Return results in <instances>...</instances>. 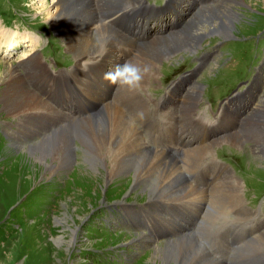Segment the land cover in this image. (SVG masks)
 <instances>
[{
	"label": "rangeland",
	"instance_id": "obj_1",
	"mask_svg": "<svg viewBox=\"0 0 264 264\" xmlns=\"http://www.w3.org/2000/svg\"><path fill=\"white\" fill-rule=\"evenodd\" d=\"M104 1L106 2L99 6L102 9L110 8L111 4L118 3L121 0ZM178 1L182 7L180 8L179 24L176 28L171 29L168 26L159 34L150 32L138 52L131 59H126L122 56L121 50L122 55L119 54V50L116 48L111 49L115 58L105 57L106 63H104L103 59H99L98 61H101L99 66L104 63L106 72H109L117 65L115 60L118 59V56H122L124 61L133 60L134 63L137 62L138 57H141V59L145 58V48L148 49V44L154 39L162 38L168 33L172 34V32L180 31V29L183 30L186 22L193 14H196L199 10L217 6L223 1H225L226 5H231L230 8L237 13V18L233 21L231 36L251 34L264 24V0H236V2L234 0H219L216 3H209L205 6H200L199 4L201 3L196 0ZM54 3L55 0H0V30H9V33L13 34L14 42L22 39L27 40L30 45L21 57H19L20 54L18 52L16 53L17 50L7 54L9 49L4 47L2 52L1 46L0 52L5 57L0 55V76L7 65L15 66L18 71L22 72L19 65L34 52L31 46L35 39H39L38 32L36 30L33 32H17L26 29L22 25L24 21H26L24 23L35 29L44 28L43 32H41L42 35L53 39L57 43V45H53L57 54L66 55V51H68L71 54V60H73L72 69L75 70L74 66L77 57L68 48V43L65 41L64 36L56 33L54 29H49L47 16H44L47 13L46 10L53 11ZM204 29L206 31L208 27L200 28L201 31H204ZM208 36H215L216 40L223 39V37L216 34H208ZM208 36L201 38L198 43ZM187 46L178 48V51L189 50ZM176 52L164 55L158 60L146 62L145 68L149 70L147 73L151 76L158 74L156 62L166 60ZM84 59L85 57L82 59L83 61L80 60L81 63L87 61ZM67 64L71 66V61L67 62ZM153 66L155 68L152 70ZM215 69V65L210 67L208 70L210 76H214ZM262 76L264 77V74ZM204 78H207V75ZM28 80L30 79L28 78ZM84 84L93 93L90 96L94 106L99 105L100 108L101 103L98 94L103 95V88L100 85L96 86L94 81H91L89 85ZM141 84L143 89H145V85ZM204 85L205 80L200 77V79L191 81L189 85L184 86L181 92L175 93L172 101L167 106L166 111H173L171 116L166 114L167 120H172L173 113L174 116H177L178 113L185 111V109L180 108V104L189 91L195 95L191 110H188L191 112L199 99V92ZM30 89L35 92V90H38V86L36 83L31 82ZM117 91L114 90L113 92L116 94ZM261 91L263 93L259 97L251 94L252 100L244 106L243 112L245 114L243 116L237 117L235 113H227L222 125L218 127V131L210 137L211 139L209 138L206 153L203 155V157L208 156L209 152H213L214 148L216 146L219 147L218 145L220 144V146H225L232 153V161H238L240 169L244 172V178L241 176V170L237 173L239 175L235 173L232 175L230 174L231 172L225 174L223 179L212 188L213 190L207 188L209 190L207 194L209 206L205 209V205H202L201 212L193 215L188 207L183 208L176 202L148 201L147 193L144 190L139 191L138 189L134 191V188L130 185L132 181L130 179L131 170H125L122 173L125 176L124 178L128 179L127 181L124 179L125 183L121 186V180L116 182V180L112 179L111 182L105 184L103 179L105 171H103L104 173L101 171L97 175L96 172L94 173L91 170L88 173L84 165H79L78 167L74 165L65 168L64 171L61 170L62 172L57 171L55 175H46L43 169L35 167L32 161L31 148L28 147L30 144H34L45 134L52 133L57 128L70 123V121H78L81 117L84 118L94 114L99 108L85 116L79 115L78 109H75L73 113L78 114L79 117L73 118L71 117L72 115H69L70 111L59 107L54 101L49 100L39 92H35L45 100L46 104H49L51 110L53 108L52 111H54V108L57 111H44L42 115L38 116L39 119L35 122H30L25 121L21 116L5 114L3 112L5 110L3 104L0 102V134L2 135V141H0V264H152V259L150 258L153 246L175 241L177 242L173 244H177L178 240L182 238L179 236L180 233L187 232L191 233L195 242L204 249V254L207 253L205 256L208 264L214 262L215 264H222V255L212 253L203 243L207 233L210 234L214 227L230 220L232 217L246 213L240 207L241 202L239 203L240 206L236 202L238 194L243 192L246 186H264V150L261 152V147L257 146L258 144L255 143V140L243 138L244 140L239 141L241 129L251 128V124L255 123L253 118L256 112L264 110V78ZM111 95L110 93L108 97ZM120 109L126 121L141 137L132 123V116L135 115V110L128 104L123 109L120 107ZM86 111L84 109L81 110V112ZM58 112L67 118L66 121H69H57L61 117ZM240 118L241 120L239 121ZM46 119H51L52 121H46ZM232 131L235 132V141H232L228 136ZM184 137L191 139L188 136ZM253 138H255V135ZM141 139L148 147L160 148V151L170 155L169 157L173 160L175 159L181 168L187 163V153L183 152L182 149H176L172 153L161 145V147L155 146L148 143L145 139ZM263 146L262 148H264ZM25 148L26 150H23ZM192 157L193 155L188 154L189 160ZM198 161L199 159L195 163ZM195 163L190 166L192 167ZM33 171L36 172L35 176H33ZM186 171L183 172L186 182L190 186L204 191L203 189L206 188L190 182L186 176ZM144 181L146 180L143 179ZM143 182L142 185L145 186L148 183L147 181ZM159 187L157 189L158 192L167 190L161 188V186ZM171 189L170 193H173L174 196L180 194L179 190L178 193L174 188L173 192H171ZM234 189H237V191L234 192ZM204 211H206V215ZM198 215L203 216L199 224L195 222ZM178 216L181 217L184 224L175 225L172 223V220ZM169 219L171 224L167 221ZM138 222H140L138 228L121 226L123 224L136 225ZM137 233H141L142 236ZM263 234L264 223L256 231L255 235L247 240L246 247L251 250L263 249Z\"/></svg>",
	"mask_w": 264,
	"mask_h": 264
},
{
	"label": "bare ground",
	"instance_id": "obj_2",
	"mask_svg": "<svg viewBox=\"0 0 264 264\" xmlns=\"http://www.w3.org/2000/svg\"><path fill=\"white\" fill-rule=\"evenodd\" d=\"M105 2L104 0H55L53 11L46 10L47 13L44 14V16H47L46 19L50 26L49 29H54L56 33L64 36L65 41L68 43V48L72 50L74 56L77 57L74 66L75 71L82 70V65L84 63L88 65L94 64L99 59H103L104 63H106L104 60L105 57L115 58L111 50L115 47H113L109 35L116 32L111 28L108 22L100 18V14L97 13V9L100 8L99 6L103 5ZM234 2H236V0H234ZM106 5L108 4L106 3ZM230 6L231 5H226L225 1H223L217 6H212L206 10H199V13L193 14L188 22H186L183 30L180 29V31L172 32V34L168 33L162 38L154 39L149 43L148 49L145 48V58L141 59V57H138L135 63L145 68L146 62L158 60L164 55L178 51L180 47L188 45L187 48L192 50L199 45L198 42L201 38L208 36V34L220 35L223 38L230 37L233 30V21L237 18V13L232 10ZM201 27H208V29L206 31L205 29L201 31ZM9 32V30H0V48L3 46L7 49L9 43H14L13 34ZM32 47L33 45L31 48ZM104 53L105 55H103ZM119 54L122 55L120 50ZM122 56H118V59L115 60L117 65L125 62ZM84 57L87 61L81 63L80 60ZM104 63L101 66H96L98 71L103 75L106 73ZM19 67L22 69V72L18 71L15 66L7 65L4 67V71L0 76V102H2L5 109L3 112L8 115L11 114V116H21L25 121L35 122L39 119L38 116L42 115L44 111H57L55 108L54 111H52L53 108L51 110L49 104L47 103V105L45 100L39 97L38 93H35L37 91L35 90L34 92L29 86L31 82L36 83L34 80H37L38 75H40L41 60L39 59L38 53L35 51L32 52L25 61H22ZM154 68L153 66L152 70ZM147 71L149 70L147 69ZM149 76L151 75L146 72L144 78ZM79 77L88 85L91 81H95L94 78L92 80H87L83 75ZM28 78L30 80H28ZM139 88L143 90V85L141 84ZM134 92L118 90L116 94L113 92L112 95L108 97L110 92H105L103 90V95L98 94L101 103L98 110L99 112L97 111L84 118L81 117L78 121H70V123L57 128V130L52 133L45 134L34 144H30L28 147L31 148V154L33 156L32 161L35 167L43 169L46 175H55L57 171L62 172L61 170L64 171L65 168L74 165L77 167L79 165H84L88 173H90L91 170L94 173L96 172L97 175L101 171H105V176L103 178L105 184L111 182L113 179L116 180V182L117 180H121V186L125 183V181H123L125 176H123L122 173L125 170H131V187L134 188V191L138 189L139 191L144 190V192L147 193L146 197L148 201H172L178 203L183 208L188 207L192 215L194 213H200L202 205H205L206 208L209 206L207 196L209 188L203 189L204 191H202L201 189L199 190L190 186L186 182L183 172L186 170L189 171L191 168L190 165L203 157L204 153H206L207 143L209 142H195L191 147L182 149L183 152L187 153V163H185L182 168L177 164L175 159L173 160L169 157L170 155L160 151V148L157 149L156 147L155 149L148 147L141 139L142 137H140L138 133H136V130L126 121L120 109V103L127 98L133 100L138 107L142 109L139 98L131 95ZM194 100L195 95L189 91L180 104V108L185 109V111L178 113V115L184 116L190 113L188 110H191ZM74 110L75 109L68 110L70 111L69 115H74ZM77 112L80 113L81 110L78 109ZM172 112L173 111L168 110L165 113L171 116ZM60 115L61 117L57 119V121H69H66L67 118L62 113H60ZM254 116L253 121L255 123L251 124L253 128H246L245 130L240 128L241 138L239 141L244 140L243 138L255 140V143L258 144L257 146L261 147L260 150L263 152L264 110H258ZM46 121L52 120L46 119ZM234 131L228 135L232 141L236 140ZM254 135L255 138H253ZM179 137L189 145L193 142H191V139H186L182 134H179ZM23 150H26V148ZM188 154L193 155L192 159H190L191 161L188 159ZM35 175L36 172L33 171V176ZM159 178L161 179L159 180ZM127 179L125 180L127 181ZM143 179L148 182L146 186L142 185ZM159 186L167 190L158 192L157 189ZM171 187L177 190V192L179 190L180 194L174 196L173 193H170ZM173 188L171 192H173ZM233 191L236 192L237 189ZM206 211H204V214ZM177 219L183 221L181 217L178 216L176 219L174 218L172 220V223L179 225L181 222L176 223ZM167 221L171 224L170 219ZM188 233L189 232L180 233L179 236L182 238L178 240L177 244H173L177 242L175 241L153 246L150 258L152 259L151 263L208 264L205 256L207 253L204 254V249L195 242L191 233ZM138 235L142 236L141 233ZM262 238L264 240V234ZM211 264H215V262Z\"/></svg>",
	"mask_w": 264,
	"mask_h": 264
},
{
	"label": "clouds",
	"instance_id": "obj_3",
	"mask_svg": "<svg viewBox=\"0 0 264 264\" xmlns=\"http://www.w3.org/2000/svg\"><path fill=\"white\" fill-rule=\"evenodd\" d=\"M146 72V68L132 61H125L106 72L103 78L118 90L134 92L140 87Z\"/></svg>",
	"mask_w": 264,
	"mask_h": 264
}]
</instances>
